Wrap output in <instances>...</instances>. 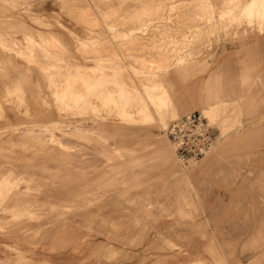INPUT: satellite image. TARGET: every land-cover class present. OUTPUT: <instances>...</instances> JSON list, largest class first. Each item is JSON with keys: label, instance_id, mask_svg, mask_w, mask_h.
I'll return each mask as SVG.
<instances>
[{"label": "rangeland", "instance_id": "rangeland-1", "mask_svg": "<svg viewBox=\"0 0 264 264\" xmlns=\"http://www.w3.org/2000/svg\"><path fill=\"white\" fill-rule=\"evenodd\" d=\"M245 1L0 0V264H264ZM195 111L215 141L182 164L168 127Z\"/></svg>", "mask_w": 264, "mask_h": 264}, {"label": "built area", "instance_id": "built-area-1", "mask_svg": "<svg viewBox=\"0 0 264 264\" xmlns=\"http://www.w3.org/2000/svg\"><path fill=\"white\" fill-rule=\"evenodd\" d=\"M175 155L182 164H190L205 155L214 144V136L209 129L206 117L202 112H192L175 119L168 127ZM196 147L190 149V143Z\"/></svg>", "mask_w": 264, "mask_h": 264}, {"label": "bare ground", "instance_id": "bare-ground-1", "mask_svg": "<svg viewBox=\"0 0 264 264\" xmlns=\"http://www.w3.org/2000/svg\"><path fill=\"white\" fill-rule=\"evenodd\" d=\"M194 1V0H193ZM106 2V1H105ZM113 3V2H112ZM159 3H161V2H159ZM167 3V2H166ZM100 4V3H99ZM108 4V3H107ZM114 4V3H113ZM110 5H111V3H110ZM160 5V4H159ZM86 6H88V5H86ZM106 6V5H105ZM160 6H162V5H160ZM193 6V5H192ZM102 7V6H101ZM81 8H82V6H81ZM163 8V7H162ZM101 10H102V8H101ZM149 12V11H148ZM240 12H243V13H245V17L248 19V20H253L254 18H261V19H263V17H264V0H246L245 1V4L242 6V8L240 9ZM145 15V14H144ZM238 14H235V15H233V16H237ZM83 16V15H82ZM112 16V15H111ZM244 16V15H243ZM43 19V18H42ZM126 19V18H125ZM258 19V20H259ZM56 20V19H55ZM107 20V19H106ZM123 20V19H122ZM79 21V20H78ZM111 21V20H110ZM121 21V20H120ZM239 21V20H238ZM254 21V20H253ZM107 22V21H106ZM236 22V21H235ZM247 22V21H246ZM256 22V24L258 23L257 21H255ZM89 23V22H88ZM98 23V22H97ZM248 23V22H247ZM251 23H252V26L255 24H253V22L251 21ZM110 24H112V23H110ZM121 24V23H120ZM143 24V23H142ZM98 25V24H97ZM101 25V24H100ZM178 25V24H177ZM237 25V24H236ZM112 26V25H111ZM110 26V27H111ZM116 26V25H115ZM114 26V27H115ZM122 26V25H121ZM141 26V25H140ZM244 26H246V25H244ZM86 27V26H85ZM119 27V26H118ZM126 27H128V26H126ZM121 28V27H120ZM90 29H91V27H90ZM117 31V30H116ZM115 31V32H116ZM98 32V31H97ZM97 32H96V34H97ZM184 32H185V30H184ZM150 33V32H149ZM152 33V32H151ZM156 33V32H155ZM103 34V33H102ZM94 35V34H93ZM105 35V34H104ZM149 35V34H148ZM103 36V35H102ZM136 36V35H135ZM149 36H151V35H149ZM155 36V35H154ZM178 37V36H177ZM103 38V37H102ZM152 38V37H151ZM157 38V37H156ZM106 39V38H105ZM129 39V38H128ZM132 39V38H131ZM147 39V38H146ZM135 40V39H134ZM143 40V39H142ZM173 40V39H172ZM139 41V40H138ZM146 41V40H145ZM156 41V40H155ZM108 42V41H107ZM127 42V41H126ZM130 42V41H129ZM133 42V41H132ZM135 42V41H134ZM146 43V42H145ZM151 43H152V41H151ZM155 43V42H154ZM82 45V44H81ZM121 45H122V43H121ZM124 45V44H123ZM128 45V44H127ZM127 45H125V46H127ZM130 45V44H129ZM134 45H136V44H134ZM144 45H146V44H144ZM159 45V44H158ZM157 45V46H158ZM56 46V45H55ZM131 46V48L133 47L132 45H130ZM145 47V46H144ZM127 48V47H126ZM142 48V47H141ZM148 49H149V47H147ZM147 48H145V49H147ZM171 48V47H170ZM81 49V48H80ZM125 50H127V49H125ZM130 50V49H129ZM133 50V49H132ZM135 50V49H134ZM56 51V50H55ZM59 51V50H58ZM113 51H115V50H113ZM142 51V50H141ZM148 51V50H147ZM134 52V51H133ZM145 52V51H144ZM168 52V51H167ZM124 53V52H123ZM131 53V52H130ZM112 54H113V52H112ZM90 55H91V53H90ZM93 56V55H92ZM90 57V56H89ZM131 57V56H130ZM154 57V56H153ZM165 57V56H164ZM86 58V57H85ZM128 58V57H127ZM119 60V59H118ZM122 60V59H121ZM34 62V61H33ZM38 62V61H37ZM42 63V62H41ZM47 68V67H46ZM126 70V69H125ZM100 71V70H99ZM124 72V71H123ZM106 73V72H105ZM108 73H110V72H108ZM123 73H121V75H122ZM119 75V74H118ZM89 76V75H88ZM112 76V75H111ZM125 77H127L126 75H125ZM92 78V77H91ZM116 78H117V76H116ZM130 78V77H129ZM125 79V78H124ZM130 79H133V78H130ZM143 79V78H142ZM141 79V80H142ZM126 80V79H125ZM123 81V80H122ZM78 82V81H77ZM124 82V81H123ZM127 82V81H126ZM79 83V82H78ZM128 83V82H127ZM130 83V82H129ZM132 84H133V82H132ZM131 84V85H132ZM78 85V84H77ZM126 85V84H125ZM50 86V85H49ZM80 86V85H79ZM127 86H129V84L127 85ZM47 87V86H46ZM77 87V86H76ZM134 87V86H133ZM80 88V87H79ZM78 88V89H79ZM82 89V88H81ZM51 90V89H50ZM53 90V89H52ZM80 90V89H79ZM53 93V92H52ZM218 108V107H217ZM216 116V114H215V112L213 111V110H211L210 111V114L208 115V118L209 119H214V118H216L215 117ZM189 263H194V262H189ZM180 264V263H179Z\"/></svg>", "mask_w": 264, "mask_h": 264}, {"label": "crops", "instance_id": "crops-1", "mask_svg": "<svg viewBox=\"0 0 264 264\" xmlns=\"http://www.w3.org/2000/svg\"><path fill=\"white\" fill-rule=\"evenodd\" d=\"M180 108L183 109V108H185V107H184V105H183V106L181 105Z\"/></svg>", "mask_w": 264, "mask_h": 264}]
</instances>
